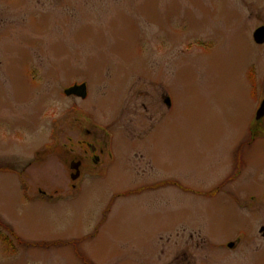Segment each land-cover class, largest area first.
<instances>
[{"label":"rangeland","instance_id":"rangeland-1","mask_svg":"<svg viewBox=\"0 0 264 264\" xmlns=\"http://www.w3.org/2000/svg\"><path fill=\"white\" fill-rule=\"evenodd\" d=\"M262 25L264 0H0V264H264Z\"/></svg>","mask_w":264,"mask_h":264},{"label":"flooded vegetation","instance_id":"flooded-vegetation-1","mask_svg":"<svg viewBox=\"0 0 264 264\" xmlns=\"http://www.w3.org/2000/svg\"><path fill=\"white\" fill-rule=\"evenodd\" d=\"M264 27V25L258 27V29ZM256 29L255 32L258 30ZM254 32V34H255ZM254 34H253V39H254ZM255 42V40H254ZM256 43V42H255ZM257 44V43H256ZM258 46H263L264 44L262 45H259L257 44ZM250 77L253 78V74H249ZM253 80V79H251ZM264 92V91H263ZM254 95V101L258 102V106H257V109H256V114H255V117L254 119L252 118V123L253 126H250L249 130H248V137H247V140L246 142H243L242 146H249V147H252L253 145L256 144V142L258 140H262L264 138H261L262 136L264 137V118L260 121H257L256 120V115H257V112L259 111V109L261 108L263 102H264V93L261 97H259V94L257 96V92H252ZM167 99V98H166ZM166 99H165V103H166ZM251 123V124H252ZM89 135H90V132H87ZM100 142L98 139L95 140V143H88V142H85V140H82L81 143H80V146L83 148L84 146H86V149L84 150L85 152V155L88 157V153H90V157H89V160L91 161L90 165H93L94 167H97L99 165L102 164V160H103V156L105 154L104 150H106V143L104 142ZM104 149V150H103ZM102 158V160H101ZM77 159V158H76ZM74 159L72 163H81V167H80V175H81V170L83 168V165H84V159L83 157L81 159ZM83 173V172H82ZM73 175V174H72ZM81 177V176H80ZM79 180V179H78ZM230 196L232 198H236L234 195H231ZM263 230V231H262ZM263 234V237H264V228L262 227L261 230H260ZM10 244L8 243V245H5V246H9ZM235 244L234 243H230L228 244V248L229 249H234L235 248Z\"/></svg>","mask_w":264,"mask_h":264},{"label":"water","instance_id":"water-1","mask_svg":"<svg viewBox=\"0 0 264 264\" xmlns=\"http://www.w3.org/2000/svg\"><path fill=\"white\" fill-rule=\"evenodd\" d=\"M254 40L257 44L262 45L264 44V27L258 29L255 34H254ZM65 95L67 97H78L82 100H86L87 96H88V89H87V85L86 84H82V85H75L69 89H67L65 91ZM166 104L168 106H170V100L168 99L166 101ZM264 118V102L261 106V108L259 109L257 115H256V120L260 121ZM80 167H81V163H72L71 164V170L75 171V174H73L71 176V179L73 181H76L79 179L80 177ZM263 231V230H262Z\"/></svg>","mask_w":264,"mask_h":264},{"label":"trees","instance_id":"trees-1","mask_svg":"<svg viewBox=\"0 0 264 264\" xmlns=\"http://www.w3.org/2000/svg\"><path fill=\"white\" fill-rule=\"evenodd\" d=\"M11 171V170H10Z\"/></svg>","mask_w":264,"mask_h":264}]
</instances>
